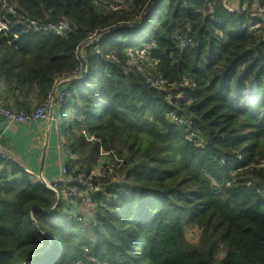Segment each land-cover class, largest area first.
<instances>
[{
	"label": "trees",
	"instance_id": "obj_1",
	"mask_svg": "<svg viewBox=\"0 0 264 264\" xmlns=\"http://www.w3.org/2000/svg\"><path fill=\"white\" fill-rule=\"evenodd\" d=\"M12 1L30 18L66 17L76 29L67 39L24 32L11 17L0 32V96L26 111L41 105L76 67V48L99 31L86 49L87 75L61 107L75 157L68 166L89 174L101 149L118 152L125 166L118 185L94 197L93 217L79 222L43 182L0 157V264H264V42L242 29L263 23L249 16L253 1L229 12L214 0L221 23L206 15L205 0H134L126 12L94 0ZM176 34L197 45L179 48ZM152 41L166 80L195 83L177 110L204 147L167 120L176 108L162 93L124 69L125 51ZM191 229L197 243L187 239Z\"/></svg>",
	"mask_w": 264,
	"mask_h": 264
},
{
	"label": "built area",
	"instance_id": "obj_2",
	"mask_svg": "<svg viewBox=\"0 0 264 264\" xmlns=\"http://www.w3.org/2000/svg\"><path fill=\"white\" fill-rule=\"evenodd\" d=\"M207 4L206 15L213 21L221 23L220 19L215 15L216 8L214 0H205ZM253 3L249 9V16L259 17L263 19V23H252L246 21L242 25V29L248 30L252 36L259 42H264V8L261 7L258 0H252ZM134 0H94V4H103L108 12H126L132 7ZM223 6L229 12H236L238 0H222ZM248 4L242 6V10L246 11ZM237 9V10H236ZM11 17H16L24 28V32H44L53 33L64 39L75 31V26L71 20L63 17L57 21H40L30 18L20 13L12 0H0V32H8L11 25ZM18 38V35H14ZM102 35L99 31H95L88 35L87 39L76 48V67L70 73H66L57 79L53 89L48 93L44 103L35 107L30 111L22 108L12 107L9 102L0 96V117L8 124H26L30 122L49 121L52 120L51 111L60 108L70 96L71 84L75 81L83 79L88 72L86 49L89 46L96 45ZM175 41L179 48H193L197 45L196 40L188 35L176 34ZM96 50L97 47L95 48ZM157 49L155 42H147L139 48H129L125 51V66L127 73H138L144 77L146 82L153 88L162 93L167 103L176 109L167 112L166 118L173 124L183 126L185 129V139L198 147H204L205 141L201 137L200 132L193 128L192 120L187 115H182L177 110L181 102L186 101V89L195 87L194 81L185 76L182 78L180 85L172 83L164 78L158 72L159 60L154 58V52ZM117 61L115 56H112ZM246 83V88H249ZM82 135L89 142H98L97 138L88 134L83 130ZM61 147H64L62 144ZM100 160L98 166L89 174L80 173L77 167H69L65 165L62 168V176L59 179L47 181L41 179L45 186L56 194L57 199L73 202L84 208L77 215L79 222L90 220L93 217L95 209L93 199L95 196L104 193L109 187L118 185L119 176L125 166V158L115 150L100 151ZM0 157L13 164L14 158L6 152L0 144ZM264 167V164L261 165ZM252 180L247 181L248 187L253 185ZM94 208V209H92ZM90 209V210H89ZM92 211V212H90Z\"/></svg>",
	"mask_w": 264,
	"mask_h": 264
},
{
	"label": "crops",
	"instance_id": "obj_3",
	"mask_svg": "<svg viewBox=\"0 0 264 264\" xmlns=\"http://www.w3.org/2000/svg\"><path fill=\"white\" fill-rule=\"evenodd\" d=\"M35 107L37 102L33 101L31 109ZM61 107L51 111L53 118L49 121L8 124L0 117L1 146L14 158L13 164L25 170L34 181L59 179L62 168L75 160L66 146ZM70 114L75 117L73 112ZM64 201L75 216L84 210L76 203Z\"/></svg>",
	"mask_w": 264,
	"mask_h": 264
},
{
	"label": "rangeland",
	"instance_id": "obj_4",
	"mask_svg": "<svg viewBox=\"0 0 264 264\" xmlns=\"http://www.w3.org/2000/svg\"><path fill=\"white\" fill-rule=\"evenodd\" d=\"M217 2H218V0H216V3ZM90 212H92V211H90ZM187 239L189 240V242L197 243L199 240V232L196 229L195 230L194 229L188 230Z\"/></svg>",
	"mask_w": 264,
	"mask_h": 264
},
{
	"label": "water",
	"instance_id": "obj_5",
	"mask_svg": "<svg viewBox=\"0 0 264 264\" xmlns=\"http://www.w3.org/2000/svg\"><path fill=\"white\" fill-rule=\"evenodd\" d=\"M60 201H61V200L59 199L57 205H59Z\"/></svg>",
	"mask_w": 264,
	"mask_h": 264
}]
</instances>
